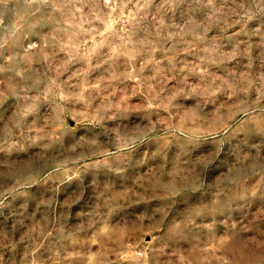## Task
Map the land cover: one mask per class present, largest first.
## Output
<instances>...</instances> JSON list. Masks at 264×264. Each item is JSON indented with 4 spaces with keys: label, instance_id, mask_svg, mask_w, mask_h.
<instances>
[{
    "label": "clouds",
    "instance_id": "clouds-1",
    "mask_svg": "<svg viewBox=\"0 0 264 264\" xmlns=\"http://www.w3.org/2000/svg\"><path fill=\"white\" fill-rule=\"evenodd\" d=\"M0 264H264V0H0Z\"/></svg>",
    "mask_w": 264,
    "mask_h": 264
}]
</instances>
